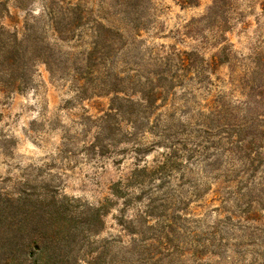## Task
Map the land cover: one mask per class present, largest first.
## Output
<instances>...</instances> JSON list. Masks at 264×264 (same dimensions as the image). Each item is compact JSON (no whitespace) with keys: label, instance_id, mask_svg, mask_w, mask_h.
<instances>
[{"label":"rangeland","instance_id":"1","mask_svg":"<svg viewBox=\"0 0 264 264\" xmlns=\"http://www.w3.org/2000/svg\"><path fill=\"white\" fill-rule=\"evenodd\" d=\"M76 4L121 34L98 59ZM180 4L0 0V84L15 32L25 84L0 91V264L22 213H59L63 264H264V0L211 20V0ZM114 85L158 109L110 107Z\"/></svg>","mask_w":264,"mask_h":264},{"label":"trees","instance_id":"2","mask_svg":"<svg viewBox=\"0 0 264 264\" xmlns=\"http://www.w3.org/2000/svg\"><path fill=\"white\" fill-rule=\"evenodd\" d=\"M123 3H125L127 6H132L133 8H138L140 6V0H121ZM177 2H180L181 6H197L198 0H174ZM234 0H211V5L207 8V11L205 15L203 16L204 20H211L215 17H218V19H221V12L227 13L232 9V4ZM89 14L85 9L84 6L80 4L75 5V26L78 27H84L88 26L90 27V30H92V42H91V48L88 50L87 54L85 55L86 60L91 59H98L99 56H101V47L100 44L105 40L104 44H107L106 46L112 47L115 46V43H120V37L121 34L118 30H115L113 28H105L103 25H101L99 22L95 20H89ZM220 31L218 36L221 37V40L223 43H225L221 48H219L217 52V57H219V64H222L227 61V59L230 58V50L229 47L231 44L228 43L227 38L225 37V33L227 32V29H222L223 27H219ZM13 57L10 60V64L7 65V63L4 62V60L1 61V63H5L7 68L3 71L4 74L8 77L5 81L1 82L0 84V91L3 94H10V93H16L21 92L23 88L25 87V84L22 80V75L18 73L19 65L15 64V51L17 53V46L19 45L17 43V32L13 33ZM102 40V41H101ZM184 54L187 55V57H193V58H199L194 52H184ZM203 60V59H202ZM207 68L208 70L206 72L210 73L214 70V67L217 65H214L213 63H210V61H207ZM204 71V72H205ZM115 85L112 86L111 90H107L109 94H112V98L109 100L110 107H114V105H127L129 107L138 106L142 107L143 110L149 112L146 114V119H148L149 115H152V112L154 113L155 110L158 108L153 104L155 100H157L160 97V92L154 94L151 97V105H143L142 102L145 101L140 96L138 98H132L129 95H123L119 96L118 90H116ZM170 149V148H168ZM104 206H101L99 208L93 209L94 215H96V218L100 217L104 213ZM32 213L28 215V213H22V218L19 221L20 223L17 226V233L16 237H18L19 243V249H17L14 252H11L8 256V258L4 259L1 264H23V262L14 263L15 261V255L18 254V256H28L31 258H34V264H63L61 262V254L60 250L57 247H54V244L57 242L60 244V240L66 236V234L69 232V228L67 227V224H62L63 221H58L57 217L59 216V213L51 214L50 216H46L45 213L42 214L40 217V220H34V217H31ZM61 215V214H60ZM44 223V225L49 224L46 227V230H43L44 227H41V224ZM26 224H28V227H26ZM36 224V230H34L31 234L28 232L29 225ZM49 230V235H47V231ZM51 232V234H50ZM53 243V247L51 246ZM57 244V245H58ZM36 247L35 253H31V249ZM20 254V255H19Z\"/></svg>","mask_w":264,"mask_h":264}]
</instances>
